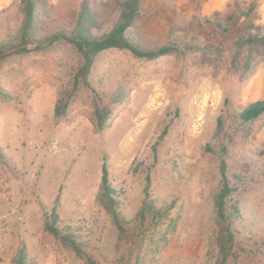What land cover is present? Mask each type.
I'll list each match as a JSON object with an SVG mask.
<instances>
[{
    "label": "rangeland",
    "instance_id": "374dc122",
    "mask_svg": "<svg viewBox=\"0 0 264 264\" xmlns=\"http://www.w3.org/2000/svg\"><path fill=\"white\" fill-rule=\"evenodd\" d=\"M78 2L47 0L41 34L72 25ZM142 4L144 12L128 33L149 44L165 41L170 30L198 33L197 18L214 13L221 22L235 15L240 25H264V0ZM18 5V0H0V39L20 23ZM90 5L103 27H109L117 15L114 1L90 0ZM248 7L253 10L246 19L242 13ZM76 63L75 52L63 44L0 62V88L12 95L0 97V145L14 167L0 163V264H13L21 243L36 264H83L43 230L41 206L49 209L57 194L61 218L83 226L96 245L95 259L113 264L117 233L96 201L102 162L106 160L110 180L121 192L124 215L132 218L143 176L130 171L131 162L152 161V145L164 126L153 187L158 204L178 198L179 219L165 248L162 232L147 241L139 264H215L213 198L219 175L216 157L204 146L225 102L236 110L264 98V62L241 77L194 56L143 60L125 50L104 51L95 60L92 82L105 91L121 83L129 88V99L102 131L94 129L85 93L74 98L65 116H53L58 90L69 83ZM263 144L264 115L252 124V135L237 148L232 165L242 156L255 161ZM240 212L239 230L264 238V181L242 192Z\"/></svg>",
    "mask_w": 264,
    "mask_h": 264
},
{
    "label": "trees",
    "instance_id": "16d2710c",
    "mask_svg": "<svg viewBox=\"0 0 264 264\" xmlns=\"http://www.w3.org/2000/svg\"><path fill=\"white\" fill-rule=\"evenodd\" d=\"M18 1L20 23L0 39V62L14 55L43 51L59 44L69 46L77 56V63L69 83L58 90L53 116L56 120L65 116L74 98L85 93L96 131L104 130L119 107L129 99V88L121 83L115 82L105 91L92 82L95 60L104 51L125 50L143 60L194 56L202 64L221 65L241 77H246L264 62V25L253 21L240 25L235 15L228 16L223 22L218 19L217 13L197 18L198 33L190 35L182 30H170L165 41L149 44L139 36L128 33L144 12L142 0H113L117 15L106 28L96 17L90 0H79L72 25L45 34H41V14L47 0ZM252 10V7H248L242 15L247 19ZM206 27L209 32H206ZM0 97L10 99L12 95L0 88ZM263 115L264 98L236 110H232L225 102L216 118L211 139L204 146V152L216 157L219 175L213 198L217 250L215 264H264V238L247 236L238 228L241 221L240 195L250 185L264 181V144L255 161H247L241 155L238 164L233 166L231 163L237 148L252 135V124ZM166 134L167 126H164L152 145L154 154L151 162L139 158L131 162L129 169L142 174L143 187L140 204L130 219L123 213L121 192L110 180L106 160L102 162L96 201L117 233L113 264H139L150 238L162 232L165 248L177 227L181 203L174 197L158 204L153 187V169L159 162L157 145ZM0 163L10 170L14 169L1 145ZM41 208L43 230L46 233L70 250L83 264H101L92 252L96 245L87 236L83 226L61 218L59 194L49 209L44 206ZM12 263L36 264L23 243L14 253Z\"/></svg>",
    "mask_w": 264,
    "mask_h": 264
}]
</instances>
